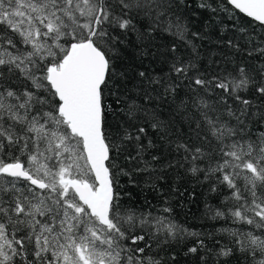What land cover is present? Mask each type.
Here are the masks:
<instances>
[{
    "label": "snow or ice",
    "instance_id": "obj_1",
    "mask_svg": "<svg viewBox=\"0 0 264 264\" xmlns=\"http://www.w3.org/2000/svg\"><path fill=\"white\" fill-rule=\"evenodd\" d=\"M227 4L264 27V0ZM167 7L166 0H0V264H159L132 255L151 246L145 235L163 234L165 241L187 235L206 247L201 234L167 216L125 207L119 177L129 173L116 163V141L139 142L146 129L137 127L133 136L124 128L115 138L107 131L112 105L121 103L119 95L110 96L123 37L136 31V16L155 13L159 20ZM177 33L183 37L182 28ZM235 71L209 78L175 55L164 91L187 90L200 143L177 142L175 149L189 172L213 181L212 191H227L214 217L250 226L230 232L235 250L264 264V133L253 137L222 119L226 112L243 124L244 112L228 101L250 105L241 95L249 88L264 98V78L255 80L244 67ZM124 114L136 127L132 108ZM143 150L138 145L128 158L139 162ZM140 241L144 247L128 246ZM233 251L224 245L216 255Z\"/></svg>",
    "mask_w": 264,
    "mask_h": 264
},
{
    "label": "trees",
    "instance_id": "obj_2",
    "mask_svg": "<svg viewBox=\"0 0 264 264\" xmlns=\"http://www.w3.org/2000/svg\"><path fill=\"white\" fill-rule=\"evenodd\" d=\"M205 2L211 7H200ZM166 3L168 7L163 9L159 20L155 19V13L151 16L141 13L133 20L136 31L127 32L123 37L118 59L114 61L116 94L110 96L113 101L119 95L121 103L112 105L115 111L107 117V131L115 138L123 135L124 128L133 136L139 134L137 127L146 129L139 134V142L116 141L120 145L116 163L129 173L119 177L125 207L150 212L152 216H167L190 232L201 234L199 238L206 247L200 248L197 238L187 235L166 241L163 234L151 240L145 235V241L151 246L144 253L132 255L141 260L151 257L159 264H253V257L235 250L234 238L230 235L232 230H247L250 226L233 223L229 217H214V210L224 206L227 191L220 187L212 191L213 181L189 172L182 152L175 149L177 142L200 143L191 119L195 110L190 97L185 95L187 90L178 88L173 94L165 93L164 89L172 79L170 66L175 55L184 61H193L196 69L209 78L236 75L239 67L246 68L257 81L264 78V51H261L264 27L235 10L227 0H166ZM178 27L183 29V37L177 33ZM140 33L143 38H138ZM141 72L160 83L141 77ZM12 80L15 84L22 83L15 77ZM241 95L251 104L245 106L232 99L228 104L233 111L244 112L241 117L244 123L238 124L226 112L222 119L244 127L253 137L259 136L264 133V98L251 88ZM130 107L135 112L131 123L136 127L125 123L128 117L124 113ZM153 124L157 127L153 128ZM117 125H120L119 132ZM138 145L144 146L139 162L128 158L129 154L136 156ZM153 156L158 159L153 160ZM145 164L149 166L147 170H138L144 169ZM165 208L171 212H165ZM135 232L144 234L140 228ZM145 241L135 246L128 243V246L144 247ZM224 245L234 251L228 257H218L216 253ZM191 247H197V252H190Z\"/></svg>",
    "mask_w": 264,
    "mask_h": 264
},
{
    "label": "water",
    "instance_id": "obj_3",
    "mask_svg": "<svg viewBox=\"0 0 264 264\" xmlns=\"http://www.w3.org/2000/svg\"><path fill=\"white\" fill-rule=\"evenodd\" d=\"M243 14V13H242ZM243 15H245L246 16V14H243ZM247 17V16H246ZM249 18V17H248ZM250 19H252V18H250ZM253 20V19H252ZM257 23H259V22H257Z\"/></svg>",
    "mask_w": 264,
    "mask_h": 264
}]
</instances>
